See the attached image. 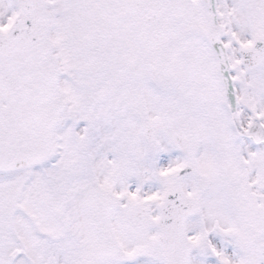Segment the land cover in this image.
<instances>
[{
  "label": "snow or ice",
  "instance_id": "obj_1",
  "mask_svg": "<svg viewBox=\"0 0 264 264\" xmlns=\"http://www.w3.org/2000/svg\"><path fill=\"white\" fill-rule=\"evenodd\" d=\"M0 264H264V0H0Z\"/></svg>",
  "mask_w": 264,
  "mask_h": 264
}]
</instances>
